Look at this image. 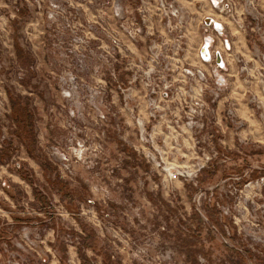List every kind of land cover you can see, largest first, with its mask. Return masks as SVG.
I'll return each instance as SVG.
<instances>
[{
  "label": "rangeland",
  "instance_id": "1",
  "mask_svg": "<svg viewBox=\"0 0 264 264\" xmlns=\"http://www.w3.org/2000/svg\"><path fill=\"white\" fill-rule=\"evenodd\" d=\"M157 1L0 0V264H264V0L219 13L250 121L213 63L162 88L188 20Z\"/></svg>",
  "mask_w": 264,
  "mask_h": 264
},
{
  "label": "crops",
  "instance_id": "2",
  "mask_svg": "<svg viewBox=\"0 0 264 264\" xmlns=\"http://www.w3.org/2000/svg\"><path fill=\"white\" fill-rule=\"evenodd\" d=\"M185 11L187 27L184 37L185 49L182 60L179 64L173 65L167 73H164L169 84V90L182 91V96L189 97L188 90L194 93L199 90V81L195 76L185 73V70L194 71L200 69L209 75L210 64H217L219 61L223 65V69L219 72L226 77V89L223 98L217 104V113L227 104L236 106L237 115L243 119L250 121L253 114L247 108L245 103L246 87L244 78L237 71L236 57H243L249 60L255 69L260 68V63L253 57V48L245 39L247 34L238 30L229 18L219 15L217 10L212 8L208 0H175ZM210 20L211 23L206 22ZM213 24L220 27L219 31L214 30ZM207 37L211 38L214 44V54L212 62L203 61L200 51L206 43ZM163 73V71H162ZM155 74H159L158 71ZM164 78V76H163ZM257 89L255 88V91ZM258 91V90H257ZM161 99L169 100V93H162ZM179 117L178 113L174 115ZM3 198L7 196L2 192Z\"/></svg>",
  "mask_w": 264,
  "mask_h": 264
},
{
  "label": "built area",
  "instance_id": "3",
  "mask_svg": "<svg viewBox=\"0 0 264 264\" xmlns=\"http://www.w3.org/2000/svg\"><path fill=\"white\" fill-rule=\"evenodd\" d=\"M208 1H209L210 5L212 6V8L217 10L218 13H222L225 10L227 11L228 8L234 6V3L231 0H208ZM157 4L161 8H168V9L174 8L172 2L166 3L164 0H158ZM175 13H176V10H175ZM173 16H175V15H173ZM212 43H213V41L211 40V38L207 37L205 46H206V50L208 53V59L203 60V61H206V62L213 61L212 57H213L214 51L212 49ZM223 68L224 67L221 63L215 64V66L212 69V73L216 74L217 72L221 71ZM185 73L189 74L191 76H195L198 80H200L202 82L205 80V76H204L202 70H200V69H195L194 71H190V70L186 69ZM214 77L216 78V81L214 82V88H213L214 90H212L211 92H212V96L217 98V97H219L220 93H222L224 91V89H226V79L221 78V77H216V76H214ZM167 87H169V86L164 85L162 88L167 89Z\"/></svg>",
  "mask_w": 264,
  "mask_h": 264
},
{
  "label": "water",
  "instance_id": "4",
  "mask_svg": "<svg viewBox=\"0 0 264 264\" xmlns=\"http://www.w3.org/2000/svg\"><path fill=\"white\" fill-rule=\"evenodd\" d=\"M206 23H207V24H210L211 21L208 20ZM213 28H214V30H216V31H219V30H220V27L217 26V24H213ZM200 56H201V58H202L203 60L208 59V53H207V50H206V46H205V45H204V47H203V48L201 49V51H200ZM217 64H220V62L218 61Z\"/></svg>",
  "mask_w": 264,
  "mask_h": 264
},
{
  "label": "trees",
  "instance_id": "5",
  "mask_svg": "<svg viewBox=\"0 0 264 264\" xmlns=\"http://www.w3.org/2000/svg\"><path fill=\"white\" fill-rule=\"evenodd\" d=\"M204 172V171H203ZM209 172H207V174H208Z\"/></svg>",
  "mask_w": 264,
  "mask_h": 264
}]
</instances>
